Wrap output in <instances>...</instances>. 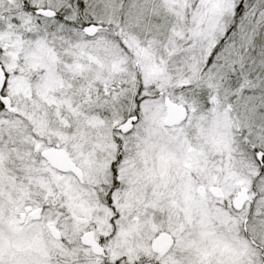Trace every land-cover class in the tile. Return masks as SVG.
<instances>
[{
  "label": "snow or ice",
  "instance_id": "1",
  "mask_svg": "<svg viewBox=\"0 0 264 264\" xmlns=\"http://www.w3.org/2000/svg\"><path fill=\"white\" fill-rule=\"evenodd\" d=\"M0 264H264V0H0Z\"/></svg>",
  "mask_w": 264,
  "mask_h": 264
}]
</instances>
